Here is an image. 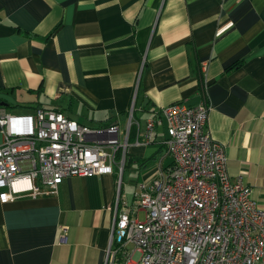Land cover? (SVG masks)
Here are the masks:
<instances>
[{"label":"crops","instance_id":"0c3cea01","mask_svg":"<svg viewBox=\"0 0 264 264\" xmlns=\"http://www.w3.org/2000/svg\"><path fill=\"white\" fill-rule=\"evenodd\" d=\"M176 103L206 105L231 181L264 209V0H0V107L122 130L134 107L138 122L121 175L5 202L0 190V264H104L119 192L132 204L173 162L163 116L150 144L136 141Z\"/></svg>","mask_w":264,"mask_h":264},{"label":"built area","instance_id":"2783aa9c","mask_svg":"<svg viewBox=\"0 0 264 264\" xmlns=\"http://www.w3.org/2000/svg\"><path fill=\"white\" fill-rule=\"evenodd\" d=\"M134 113L122 130L90 128L54 109L18 116L0 107L2 201L54 195L65 178L121 175ZM208 115L206 105L176 103L147 120L136 143L150 144L163 116L173 162L139 186L132 204L119 192L104 264H264V209L243 177L231 181Z\"/></svg>","mask_w":264,"mask_h":264},{"label":"rangeland","instance_id":"374dc122","mask_svg":"<svg viewBox=\"0 0 264 264\" xmlns=\"http://www.w3.org/2000/svg\"><path fill=\"white\" fill-rule=\"evenodd\" d=\"M22 114H25V113H22ZM130 174L129 173H127L126 174V178H125V183H126V190H127V192H128V194H132L133 192H134V190H135V184L132 182L131 184H128V176H129ZM141 217H142V219L144 218V214L143 213H141ZM131 248H132V246H131Z\"/></svg>","mask_w":264,"mask_h":264},{"label":"trees","instance_id":"16d2710c","mask_svg":"<svg viewBox=\"0 0 264 264\" xmlns=\"http://www.w3.org/2000/svg\"><path fill=\"white\" fill-rule=\"evenodd\" d=\"M237 65H238V63H237V64H235V65H234V67H236Z\"/></svg>","mask_w":264,"mask_h":264}]
</instances>
